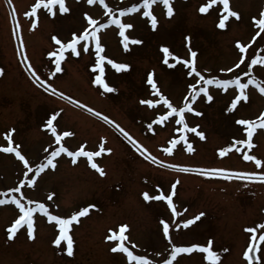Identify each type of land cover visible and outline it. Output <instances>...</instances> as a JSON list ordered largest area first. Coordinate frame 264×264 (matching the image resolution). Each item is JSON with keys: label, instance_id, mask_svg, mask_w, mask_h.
<instances>
[{"label": "rangeland", "instance_id": "rangeland-1", "mask_svg": "<svg viewBox=\"0 0 264 264\" xmlns=\"http://www.w3.org/2000/svg\"><path fill=\"white\" fill-rule=\"evenodd\" d=\"M171 2L174 9L171 17L166 15L162 4L153 5L152 12L158 19L155 30L142 15V7L120 17L122 22L134 26L126 30V35L142 41L130 44L128 50L123 46L117 25L99 30L104 47L102 54L130 65L128 70L117 72L105 62L103 78L116 89L109 93L93 82L99 74L93 67L95 41L89 40L87 52L78 45L79 56L66 50L61 61L62 70L56 72L55 57L48 56L50 51L58 52L59 48L52 37L57 36L66 43L73 33L79 35L88 27L85 13L97 21L93 27H98L101 23L107 24L109 9L113 15L120 16V9L138 4L140 0H105L108 9L99 0L91 5L87 0H65L69 11L60 13L57 5L54 16L43 7L32 15L31 8L36 0H0V69H3L0 75V148L8 147L7 133L14 129L12 146H20L18 150L33 168V172L25 176L27 169L15 153L0 150V199L16 196L25 206H34L28 204L29 200L38 201L52 214L65 218L87 205L97 206L71 226L74 254L69 256L66 242L60 246L53 243L59 235L55 222L48 221L39 211L33 214L34 239L28 238L26 226L9 239L7 229L20 212L8 200L0 205V264H129L126 254L110 250L119 241L105 239L110 234L108 230H116L120 224L130 226L125 234L132 243L125 241V244L134 254L146 255L155 264H163V260L169 258L171 244L207 246L209 239L213 241V250L221 257L217 264H248L243 253L252 242L258 245L256 256L259 259L255 264H264V241L259 239L264 229L257 228L264 224V182L237 175L264 173V128L257 127L252 148L237 144L224 156L219 153L235 140L247 139L243 132L246 126L237 125L235 121L258 118L264 112V94L249 85L245 90L247 101L242 99L232 111L228 110L231 101L239 94L234 85L227 91L214 84L208 85L213 100L208 101L203 94L192 100L189 85L199 78L195 74L188 76L190 69L171 58L169 62L175 63V67L165 65L160 50L161 45H165L177 56L191 59L190 47L197 53V70L206 78L232 79L239 75L241 82L247 83L249 76L244 75L248 72L247 65L254 56H264V32L256 36L259 28L252 20L259 18L260 11L264 10V0H230V8L239 13L240 19L230 17L225 29L218 27L220 17L227 14L222 4L201 13L199 8L208 0ZM185 37L191 38L190 44ZM237 41L246 45L244 53L237 48ZM21 53L27 55V61ZM242 55L244 63H240ZM29 63L42 81L53 85L56 93L44 90L28 68ZM237 64L239 68L234 67ZM226 68L233 71H220ZM149 72H154L160 92L174 107H182L188 97L187 102L196 111L184 113L186 123L189 127L199 126L205 139L182 130L183 125L176 123L175 114L163 122H156L157 116L169 110L162 102L155 107L140 102L159 100L147 83ZM249 75L264 82V64L253 65ZM200 86L202 82L197 85ZM88 109L102 115L97 116ZM55 112H60L54 121L57 134L73 133L59 143L45 127L47 119ZM113 121L128 135L119 131ZM184 138L194 151L187 150ZM173 139L179 142L169 154L164 149L171 146L169 142ZM133 140L156 157V162L148 159L147 154L141 155ZM101 143L111 152L102 153L93 160L104 169L105 175L93 169L86 157H76L77 162L73 163L72 157L61 153L54 158L55 168L49 166L36 176L34 186L27 185V180L36 175L35 166L46 162V156L60 144L75 152L82 146L85 151H97ZM245 152L259 159L261 165L245 160ZM172 165L224 169L232 178L204 175L199 171L184 172ZM20 179H25V185H19ZM176 181L179 183L173 203L180 215L174 216L166 201L143 198L145 191L151 196L161 191L168 195ZM16 187L21 188L19 193L8 191ZM200 212L205 215L199 221L183 227L182 221ZM162 219L169 223L171 243L163 235ZM178 223L181 224L179 228L176 227ZM248 228H257V231L249 233ZM205 255L198 250L178 254L173 264H211Z\"/></svg>", "mask_w": 264, "mask_h": 264}, {"label": "snow or ice", "instance_id": "snow-or-ice-1", "mask_svg": "<svg viewBox=\"0 0 264 264\" xmlns=\"http://www.w3.org/2000/svg\"><path fill=\"white\" fill-rule=\"evenodd\" d=\"M95 0H87L88 4H93ZM100 4H102L106 9H108V5L105 3V0H99ZM160 3L164 6L166 9V15L168 17H171L174 13V9L172 7V2L171 0H140V3L138 4H133L130 7L120 9V16H115L112 13V10L109 9L107 12V15L109 17L107 24L101 23L99 24L98 27H93L94 25H97V21L93 19L91 16H89L87 13H85V16L88 21V27L83 30V32L79 35L76 33L72 34V37L69 41L66 43L63 42L60 38L57 36H53L52 39L55 42L56 45L59 46L58 52L57 51H50L48 53L49 57H55V70L56 72H60L61 69V61L65 58V52L66 50L70 49L71 53L73 55L79 56L81 54L80 49H78V45L82 46V50L84 52L89 51V40L95 41V64H94V71L99 70V74L96 75L95 80L93 81L95 84L102 86L107 92L111 93L116 91V89L106 80L103 78L104 77V64L107 62V64L111 65L112 68H114L117 72L121 70H128L130 68V65L127 63H118L110 58H108L106 55H103L102 53L104 52V47L101 44L100 37L98 35V32L100 29L106 28L108 25H117L119 28V35L123 38V46L125 50L129 49L130 44H141L142 41L139 39L135 38H130L128 35H126V30L133 28V24L131 23H124L120 19V17L129 14V13H134L137 12L141 7L143 8L142 15L144 17H147L149 19L150 25L152 29H156L158 26V19L157 17L153 14L152 12V7L153 5ZM217 4H222L223 9L226 11V15H222L218 21V27L220 29H225L226 28V21L229 20L230 17L236 18L237 20L240 19V15L237 11H234L230 8V0H208V2L204 5H202L199 8V11L201 13H206L209 11V9L213 5ZM58 5L59 12L60 13H67L69 11V8L66 7L65 0H36V3L32 6L31 8V14L35 15L37 10L43 7L44 9L47 10V12L51 15H56V12L54 11L55 6ZM25 15H29V13H25ZM254 24L258 26L259 31L256 32V36H260L261 32H264V10H261L259 13V18L253 17L252 18ZM33 27H35V21L33 22ZM19 28V24H17V29ZM89 29H92L89 31ZM190 37H185L186 42H189L190 44ZM236 46L239 49L241 53H244L246 50V45L241 43L240 41L236 42ZM20 48H24L23 41H21ZM161 52H162V57H163V63L165 65H168L169 67H175V63H170V58L174 60L176 63H183V65L190 70L187 72L188 76H193L195 74L196 77L199 79L196 81L195 84L189 85V95L192 98V100H195L197 97H199L201 94H203L208 101L213 100V96L209 94L208 91V85H216L217 87L222 88L224 91H227L228 87L230 85H234L237 89H239V94L232 99L229 111L235 110L237 107L238 102H240L242 99L244 101H247L248 96L245 92V90L249 87V85H254L261 94H264V82L259 81L255 76H250L249 74L252 71V66L256 65L258 62L260 64H264V56L256 55L251 59V63L247 65L248 67V72H245V76H249L247 83H242L241 78L239 75L234 76L232 79H218L215 76H208L207 78L201 74L200 71L197 70L196 67V56L197 53L196 51L191 50L189 47V52L191 59H183L179 56H177L168 46L161 45ZM24 55V60L27 61L28 57L25 53H21ZM244 56H241L240 63H244ZM234 67L239 68V64L234 65ZM28 68L32 71L33 76L37 80L38 83L41 84L42 87H44L45 91H52L53 93H56V89L53 87L51 83H47V81H42L40 77L36 74L35 69L32 68V65L29 63ZM207 71V70H205ZM221 72H229L231 73L233 71L232 68H226V69H220ZM3 74V69H0V75ZM201 82L203 83V86L197 87V85H200ZM147 83L151 86V88L154 91V94L159 97V100H151V99H146V100H141L140 102L142 104L148 105L149 107H155L159 103H163L167 109L169 110L167 113L164 115L157 116V121L156 122H163L167 117L172 116L175 114L178 119L176 120L177 124L183 125L182 130L190 131L197 135L201 139H205V133L203 131H199L198 127H189V125L186 123L185 120V115L184 113L187 112H195L196 110L191 106L190 103H188V97H185V103L183 104L182 107H174L172 102L164 96L158 86L157 83L154 79V72H149L147 76ZM59 95L63 96V93H59ZM69 100L72 99V97H68ZM77 106H80V102L77 101ZM85 108H87V105H84ZM89 111H93L95 115L101 116L102 114L99 112H95L93 109H88ZM199 114V113H197ZM60 115V112H55L53 113L50 118L47 119L45 127H47L55 136V140L57 143H59L64 137L71 136L73 133L69 131H65L63 133L57 134V128L54 126V121L57 119V117ZM103 119L107 120L108 117L103 116ZM115 124V122H112ZM237 125L240 126H246L243 128V132L247 134V139H242V140H235L232 145L226 148H222L219 150V153L221 156H224L230 148H235L237 144L243 146L247 145L248 148H252V137L254 132L256 131L257 127L259 128H264V112L260 113V116L256 119H238L235 121ZM116 128L124 133L125 135H128L127 133L124 132V130L118 125L115 124ZM149 127L151 128L152 125L149 124ZM14 129H11L9 133H7V139L9 141L8 147H2L0 150L7 152V153H15V155L19 158L20 161L23 162L25 168L27 169V172L25 173V176H27L28 173L33 172V168L29 167V161L25 158L24 155L21 154V152L18 150L19 145H16L15 147L12 146V140L11 136L12 133L14 132ZM131 139V137H129ZM185 143L187 144V150L189 152L194 151L192 145L190 143H187L186 138ZM179 141L176 139L171 140L170 147H167L164 149L165 152L171 154L173 147L178 143ZM133 143L137 145V151L141 153V155L147 154V158L153 160L156 162V157H154L146 148H144L142 145H139L138 142L133 140ZM239 150V149H237ZM47 152L48 149H45ZM111 152V149H107L104 147V144L101 143L99 145V150L97 151H85L83 149V146L77 150V151H70L67 147H65L63 144H60L59 147H57L55 150H53L49 155L46 156V162L40 163L35 166V173L36 175L32 176L31 179L27 180V185L29 186H34V181L36 179V176H38L41 172H43L46 168L51 166L52 168H55V163H54V158L60 155L61 153H66L69 157H72L73 163H76V157L79 156H84L88 159V162L90 166L95 169L101 176L105 175L104 169L98 165L96 162H94L93 157H100L102 153ZM243 158L245 160L249 161H255L257 166L261 165V161L257 159L253 155H248L246 152L243 155ZM160 163H163L160 161ZM172 167H177L181 168L182 171L184 172H190V171H199L204 175H215V176H226L228 179H231L232 176L228 172H226L224 169H194V168H189V167H181L179 165H172ZM237 175L247 177L250 180H258L261 182H264V173H237ZM19 185L23 186L25 185L26 181L25 179H20L19 180ZM179 181H176L172 185V191L168 194L165 195L162 191L156 195V196H151L147 191H145L142 195L143 198L147 200H163L167 202L168 207L172 210V214L174 216L180 215V213L177 212L176 206L173 203V196L175 195V188L176 184H178ZM9 192H17L19 193L21 191L20 187H16L14 189H9ZM2 195V194H0ZM49 200L52 199L51 196L48 197ZM8 200L11 201V203L15 204L20 212V215L18 216L17 219L8 227L7 229V234L9 239H13L17 232L26 226V231H27V236L29 239H34V219H33V214L36 212L43 213L44 215L47 216L48 221L55 222L58 230H59V235L55 238L53 243L57 246H60L62 242H66V252L67 255L72 256L74 254V241L72 236L70 235V229L73 223H79V218L84 217L87 214H89L90 210L95 209L97 206L94 204L87 205L83 208H81L78 211L73 212L70 216L67 218L62 217L60 215H54L52 214L48 207L41 202L38 201H28L29 205H34V206H25V204L21 203L20 199H17L16 196H11L8 197ZM8 200L5 199H0V205H3L8 202ZM205 214L203 212L198 213L195 217L190 218L187 221H182L181 223L183 224L184 228H188L190 225H192L194 222L199 221L201 217H203ZM160 223L162 224V232L165 238L169 239V242L171 243L169 231H170V226L168 221L166 220H161ZM181 226L180 223L176 224V227L179 228ZM129 225L127 224H120L117 226L116 230L109 229V235L105 237L106 240L108 241H119L118 243H115V245L110 249L113 253L116 252H121L123 254H126V258L129 262V264H155L154 261H151L146 255H137L134 254V252L131 250L129 246L125 244V241H128L129 244L132 242L128 240V236L125 234L128 229ZM257 228L264 229V224L258 225ZM257 228H248L246 229L249 233H255L257 231ZM259 239L261 241H264V234L259 236ZM213 241L211 239L208 240L207 246L201 245V244H192L191 246H177L175 244H171V253L169 258L163 260V264H173V261L176 259L178 254L182 253H192L193 250H198L202 253H205V259L211 264H217V262L220 261L221 257L217 251L213 250ZM132 247H135V245H132ZM254 247L253 244H249L248 250H245L243 255L247 259L248 264H252V257L250 255V250ZM224 252H227L228 249H223ZM259 259V257H257Z\"/></svg>", "mask_w": 264, "mask_h": 264}, {"label": "water", "instance_id": "water-1", "mask_svg": "<svg viewBox=\"0 0 264 264\" xmlns=\"http://www.w3.org/2000/svg\"><path fill=\"white\" fill-rule=\"evenodd\" d=\"M254 245V247L250 250V255L252 257V262L257 260V256H256V251H257V244L256 243H252Z\"/></svg>", "mask_w": 264, "mask_h": 264}, {"label": "flooded vegetation", "instance_id": "flooded-vegetation-1", "mask_svg": "<svg viewBox=\"0 0 264 264\" xmlns=\"http://www.w3.org/2000/svg\"><path fill=\"white\" fill-rule=\"evenodd\" d=\"M256 262V261H255ZM255 262L254 263H252V264H255Z\"/></svg>", "mask_w": 264, "mask_h": 264}]
</instances>
